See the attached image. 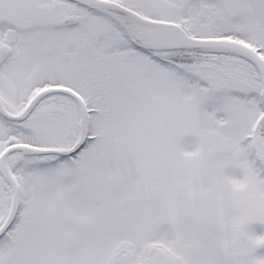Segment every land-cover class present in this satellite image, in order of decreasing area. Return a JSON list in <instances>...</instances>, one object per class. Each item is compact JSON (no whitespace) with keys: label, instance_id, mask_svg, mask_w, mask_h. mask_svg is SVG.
<instances>
[{"label":"snow or ice","instance_id":"snow-or-ice-1","mask_svg":"<svg viewBox=\"0 0 264 264\" xmlns=\"http://www.w3.org/2000/svg\"><path fill=\"white\" fill-rule=\"evenodd\" d=\"M0 264H264V0H0Z\"/></svg>","mask_w":264,"mask_h":264}]
</instances>
